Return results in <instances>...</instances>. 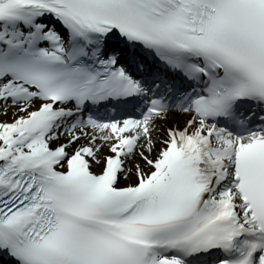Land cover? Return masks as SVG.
<instances>
[{"label":"snow or ice","instance_id":"1","mask_svg":"<svg viewBox=\"0 0 264 264\" xmlns=\"http://www.w3.org/2000/svg\"><path fill=\"white\" fill-rule=\"evenodd\" d=\"M0 264H264V0H0Z\"/></svg>","mask_w":264,"mask_h":264}]
</instances>
